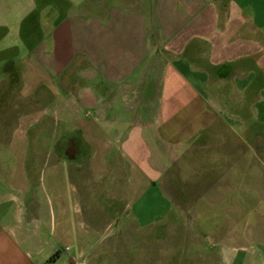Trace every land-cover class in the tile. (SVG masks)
<instances>
[{"label":"crops","instance_id":"obj_1","mask_svg":"<svg viewBox=\"0 0 264 264\" xmlns=\"http://www.w3.org/2000/svg\"><path fill=\"white\" fill-rule=\"evenodd\" d=\"M55 254L264 264V0H0V264Z\"/></svg>","mask_w":264,"mask_h":264},{"label":"rangeland","instance_id":"obj_2","mask_svg":"<svg viewBox=\"0 0 264 264\" xmlns=\"http://www.w3.org/2000/svg\"><path fill=\"white\" fill-rule=\"evenodd\" d=\"M254 148V147H252ZM235 172H234V171ZM225 170H222V176L223 178L226 180V178L230 181L231 180V177L232 175L234 174L235 177H238L237 176V173H236V170L235 169H232V171L230 172V175H226V172H224ZM257 170H254L252 171L251 173V176L249 175V181L251 183H254L257 181ZM228 201H224L223 204L219 205V206H216V207H208V206H183L182 209L185 211V213H182L180 215V226H181V229H186V230H190L194 227L195 225V222H194V219H198V217H196V215L200 217L201 214H216L219 218L221 217H224L225 214L227 213V211H234V213L237 215V214H240L242 213V207L241 206H237V207H234V210L232 209L233 207L229 206ZM157 207H155V210H156ZM170 208V212L172 213L171 215H173V212L172 210H174V212H178V210L176 209V207H173V206H169ZM159 210V207L157 208L156 211H154V219H152V221L150 222V226L149 228H151V230L154 232V233H160V231L164 232L165 235H166V232H171L173 230H178V225L176 226H172L170 225V223H167V221H165V218L162 219V214L160 213V211L158 212ZM181 213V212H180ZM184 220V223H185V227H183V221ZM134 223V222H133ZM199 224V220L196 221V225ZM171 235V234H169ZM168 238H162L160 240H167ZM157 239L155 238L154 241H156ZM180 241L182 243L185 242V239H180ZM185 246V244H183ZM182 246V245H180Z\"/></svg>","mask_w":264,"mask_h":264},{"label":"trees","instance_id":"obj_3","mask_svg":"<svg viewBox=\"0 0 264 264\" xmlns=\"http://www.w3.org/2000/svg\"><path fill=\"white\" fill-rule=\"evenodd\" d=\"M56 256H57V254H55V255H53L52 257H50V258L45 262V264H50L52 261L55 260Z\"/></svg>","mask_w":264,"mask_h":264}]
</instances>
